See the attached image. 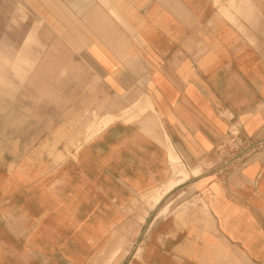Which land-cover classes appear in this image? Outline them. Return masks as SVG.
<instances>
[{"label":"crops","instance_id":"1","mask_svg":"<svg viewBox=\"0 0 264 264\" xmlns=\"http://www.w3.org/2000/svg\"><path fill=\"white\" fill-rule=\"evenodd\" d=\"M25 4L29 40L0 29V264H264V0ZM110 95L150 110L92 135ZM227 143L141 221L175 155Z\"/></svg>","mask_w":264,"mask_h":264},{"label":"rangeland","instance_id":"2","mask_svg":"<svg viewBox=\"0 0 264 264\" xmlns=\"http://www.w3.org/2000/svg\"><path fill=\"white\" fill-rule=\"evenodd\" d=\"M112 8V5L110 6ZM25 12L28 13V6L25 4V0H0V29L5 26L8 23V25L11 24L12 29V40L14 41L13 44L17 43V41H23L24 44L29 40L28 38L31 36L30 33H25ZM21 15H23L21 17ZM29 35V36H28ZM33 35V33H32ZM48 34H45V36ZM1 36V34H0ZM28 36V37H27ZM18 44V43H17ZM13 55L15 57L20 56V49H14ZM41 51V50H40ZM43 51V50H42ZM109 104L110 109L115 114H110L101 121L99 126L96 128L95 132L92 134H96L100 132L102 129L106 128L109 124L114 122L118 119L123 120H132L137 117V115H140L144 113L147 110H150L148 104V100L145 98L143 101L140 102H134L129 107V102H125L122 98L112 96L109 97ZM125 105L128 107L125 110H122V113L119 112L120 109H123ZM137 109L138 112H134V110ZM120 113V114H119ZM236 152L235 149H231L229 147H226V149H220L214 154H211L210 156H207L204 158L201 163L196 164L195 171L191 170V167L188 168L184 162L185 171L184 173H177V166L174 164H171V171L172 175L171 177L162 185H160L158 188L154 189L153 191L149 192L148 194L142 195L138 201H141V203L144 204L142 207V217L140 218L141 221L144 220V216L147 214V211L150 209H153L156 204H154L152 207H150V204L153 203V197L159 195V200L162 197V199L170 192L172 191L175 185L178 183L188 179L190 176H196L200 172V165L201 167L206 169H213L215 168L223 159L229 158L232 154ZM182 184V183H181ZM180 185V184H179ZM178 185V186H179ZM174 187L173 189H171ZM171 189V190H170ZM170 190V191H169ZM169 191L168 193H166ZM179 196L182 195L181 190L178 189ZM166 193V194H164ZM178 193V192H177ZM177 195V194H175ZM186 194H184L185 197ZM141 199V200H140ZM161 199V200H162ZM181 199V197H179ZM160 200V201H161Z\"/></svg>","mask_w":264,"mask_h":264},{"label":"bare ground","instance_id":"3","mask_svg":"<svg viewBox=\"0 0 264 264\" xmlns=\"http://www.w3.org/2000/svg\"><path fill=\"white\" fill-rule=\"evenodd\" d=\"M173 163L174 165L177 166L178 170H177V173H184V169H185V166L181 165V163L179 162V159L178 157L175 155L174 158H173ZM195 168L196 166L194 167H191V170L192 171H195ZM159 201V195L157 196H154L153 197V203L150 204V207H152L154 204H156L157 202ZM118 247V246H117ZM116 252H112V254L109 256V258L103 263V264H108V262L113 258V256L115 255ZM114 259V258H113Z\"/></svg>","mask_w":264,"mask_h":264},{"label":"built area","instance_id":"4","mask_svg":"<svg viewBox=\"0 0 264 264\" xmlns=\"http://www.w3.org/2000/svg\"><path fill=\"white\" fill-rule=\"evenodd\" d=\"M238 146H239V145L230 144V143H227V144H226V147H229V148H231V149H235V150H237ZM259 147H260L262 150H264V139L262 140V142L259 143Z\"/></svg>","mask_w":264,"mask_h":264}]
</instances>
